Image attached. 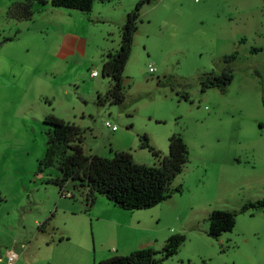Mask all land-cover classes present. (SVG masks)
I'll return each mask as SVG.
<instances>
[{"label":"rangeland","instance_id":"obj_1","mask_svg":"<svg viewBox=\"0 0 264 264\" xmlns=\"http://www.w3.org/2000/svg\"><path fill=\"white\" fill-rule=\"evenodd\" d=\"M135 1L94 0L88 13L33 3L29 19L10 20V1L0 0V73L12 74L0 92V117L9 118L0 158V258L12 249L15 264H98L128 254L152 231L156 252L170 235L184 236L160 264H264V211L240 212L264 201V0L145 4L122 72L123 103L97 105L110 86L101 63L118 49ZM225 68L230 84L199 91L202 78ZM47 115L80 129L84 154L97 149L110 158L112 141L145 166L157 162L137 148V136L164 156L167 137L178 133L187 162L169 188L179 193L137 211L96 195L84 212V192L68 183L59 197L49 182L58 172L38 171ZM213 210L235 214L232 230L216 239L205 234Z\"/></svg>","mask_w":264,"mask_h":264},{"label":"trees","instance_id":"obj_2","mask_svg":"<svg viewBox=\"0 0 264 264\" xmlns=\"http://www.w3.org/2000/svg\"><path fill=\"white\" fill-rule=\"evenodd\" d=\"M5 16L10 20H26L32 16L31 6L49 4L51 7L72 9L88 13L94 0H9ZM153 0H136L132 9L125 14L119 28L118 49L107 53L101 63L100 76L109 80L106 93L97 96V105L108 103L121 107L122 72L131 50L133 35L139 20V11ZM233 52L223 58L225 63L235 58ZM231 72L225 68L217 75H208L199 81V91L224 89L232 80ZM187 100V96H182ZM264 107V101H262ZM50 127L45 136V148L41 159L37 161L39 172L54 169L58 176L49 182L56 187L58 196L63 197L64 187L70 183L74 191L84 192L85 211L95 201V196L103 197L114 207L124 211L146 210L169 199L179 189L170 190L172 180L181 172L187 162V148L178 133L167 137V153L162 156L148 143L145 134L137 136V148L146 150L157 162L156 166H145L133 162L129 152H112L110 158L98 155H86L81 148V131L78 127L66 123L53 115L42 120ZM72 198V197H71ZM264 211V201L244 204L240 212ZM232 212L213 210L207 217L206 236L216 239L222 233L232 230L235 223ZM44 224V223H43ZM43 224L38 226L40 229ZM62 238H58L60 241ZM184 242V236L173 234L167 237L159 252L151 248L132 251L126 255L112 256L98 264H160L176 254ZM159 254V258H155Z\"/></svg>","mask_w":264,"mask_h":264},{"label":"crops","instance_id":"obj_3","mask_svg":"<svg viewBox=\"0 0 264 264\" xmlns=\"http://www.w3.org/2000/svg\"><path fill=\"white\" fill-rule=\"evenodd\" d=\"M2 75V76H1ZM0 77L2 79V86L0 85V92H1V87H2V92L4 93L5 90H7V87L5 86V81L8 80V77H12V74H8V73H0ZM3 97V94H1ZM7 121H9V118H1L0 117V158H2V156L5 154L6 149L5 147V143H6V139H5V132L8 131L9 125L7 123ZM112 152L116 151H126L125 148L113 143L112 141L108 142V153L112 155ZM98 155L97 153V149L93 150L91 153H88L86 155ZM99 156V155H98ZM133 159V156H132ZM96 219L101 221V218L96 217ZM104 222H106L105 220H102ZM153 236V232L152 231H147L144 235H143V239L140 242H136L135 247H133V249H130L129 251L132 252V250H140V249H145V248H151L152 247V242L155 240L154 236ZM62 238V237H60ZM129 252V253H130ZM113 254H119V253H113Z\"/></svg>","mask_w":264,"mask_h":264},{"label":"built area","instance_id":"obj_4","mask_svg":"<svg viewBox=\"0 0 264 264\" xmlns=\"http://www.w3.org/2000/svg\"><path fill=\"white\" fill-rule=\"evenodd\" d=\"M194 2H197L198 0H193ZM148 72H152V68L148 67ZM97 73L96 71L90 72V77H96ZM104 127L108 129L109 132H114L116 130V127L114 124H109L108 122L103 123ZM18 260V255L12 250L8 249L5 250L3 258H0V264H15V262Z\"/></svg>","mask_w":264,"mask_h":264}]
</instances>
